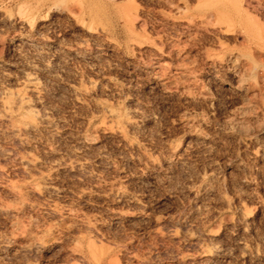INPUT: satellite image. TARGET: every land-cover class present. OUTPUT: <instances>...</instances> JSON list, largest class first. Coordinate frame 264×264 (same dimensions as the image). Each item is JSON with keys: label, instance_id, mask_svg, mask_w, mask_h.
Instances as JSON below:
<instances>
[{"label": "rangeland", "instance_id": "1", "mask_svg": "<svg viewBox=\"0 0 264 264\" xmlns=\"http://www.w3.org/2000/svg\"><path fill=\"white\" fill-rule=\"evenodd\" d=\"M27 74L0 264H264V0H0V88Z\"/></svg>", "mask_w": 264, "mask_h": 264}, {"label": "bare ground", "instance_id": "2", "mask_svg": "<svg viewBox=\"0 0 264 264\" xmlns=\"http://www.w3.org/2000/svg\"><path fill=\"white\" fill-rule=\"evenodd\" d=\"M251 3V2H250ZM70 9V8H69ZM30 25V24H29ZM23 84L28 88V92L27 93H25L24 95H20L19 93L20 92H15V93H18L17 94V97L15 96V94L12 92V91H10V89H7V88H5V87H1L0 89H1V94H0V114H4L5 116H10V113H11V111L13 110V109H15V108H17V109H25L26 111H27V113H28V116H29V119L33 122V123H35V126L32 128V129H34V130H36V129H38V126L41 124V123H43V122H45L46 121V119H47V121L46 122H48L49 123V121H48V118H46V116L47 115H41V114H39L40 112H37L34 108H33V106H32V104L30 103L31 101H30V99H31V95L33 96H37L38 94V96H40V94H41V92L39 93V85H37L36 84V80H35V78L33 77V75H31V74H27V76L25 77V79L23 80ZM40 89H41V87H40ZM37 96V97H38ZM83 100V99H82ZM78 102V101H77ZM79 103H81V102H79ZM16 109V110H17ZM19 110H17V111H19ZM119 112V111H118ZM117 118H118V116H116V114L115 113H111L110 114V116H109V119L112 121V122H114L115 120L117 121ZM115 121V122H116ZM123 121V120H122ZM110 122V121H109ZM47 124V123H46ZM45 124V125H46ZM118 124V123H117ZM128 124H129V120H128ZM43 125V124H42ZM130 125H132L131 123H130ZM19 126V125H18ZM110 126H111V124H110ZM109 126V127H110ZM118 127V126H117ZM121 127V126H120ZM120 127H118V128H120ZM107 128V127H106ZM117 128V129H118ZM27 129H29V128H27ZM110 129V128H109ZM14 130V129H13ZM12 130V131H13ZM107 130V129H106ZM38 131V130H37ZM105 131V130H104ZM114 131H116V130H114ZM113 131V132H114ZM121 131H123L122 129H118L116 132H118V134L120 135L122 132ZM26 132V131H25ZM52 132V131H51ZM108 132V131H107ZM110 132H112V131H110ZM112 132V133H113ZM109 133V132H108ZM111 133V134H112ZM115 133V132H114ZM114 133H113V135H114ZM116 134V133H115ZM118 134H116V135H118ZM123 135V134H122ZM124 136V135H123ZM120 138H122V137H120ZM13 143V142H12ZM80 157V156H79ZM83 157V156H82ZM79 158L80 160H78L77 162H75L76 163V165L74 166V164H73V168H75L76 166H82V165H84L85 166V164H86V161H85V159H83V158ZM20 161H21V163L23 164V163H25V164H31V163H33V158L32 157H26V158H21L20 159ZM36 163V162H35ZM55 164V163H54ZM61 164V163H60ZM64 164L65 163H63V166H64ZM57 165H58V163H57ZM65 165H67V164H65ZM72 165V164H71ZM26 166V165H25ZM29 166V165H28ZM54 166V167H53ZM62 166V165H61ZM60 166V167H61ZM62 166V167H63ZM35 167V166H34ZM58 168H59V165L57 166ZM56 167V169H58ZM51 168H54L55 169V165H51ZM71 168V167H70ZM77 168V167H76ZM55 169V170H56ZM80 169V168H79Z\"/></svg>", "mask_w": 264, "mask_h": 264}]
</instances>
